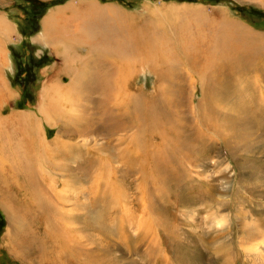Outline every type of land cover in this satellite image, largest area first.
I'll return each mask as SVG.
<instances>
[{"label": "rangeland", "instance_id": "374dc122", "mask_svg": "<svg viewBox=\"0 0 264 264\" xmlns=\"http://www.w3.org/2000/svg\"><path fill=\"white\" fill-rule=\"evenodd\" d=\"M50 16L62 38L57 45L44 26ZM124 22L152 39L155 71L143 65L145 47H118L111 39ZM223 49L234 59L205 55L223 56ZM263 60L264 0H0V131L11 141L2 150L9 164L0 169V264H264V106L253 93L264 89ZM242 63L243 70L236 66ZM96 65L94 77L129 76L128 91L144 93L147 107L137 112L143 145L127 163L117 146H106V132L76 131L75 112L60 113L55 125L44 115L45 104L69 109L55 83L90 78ZM210 111L218 115L213 123ZM63 129L70 137L54 144L53 172L36 142H53ZM16 150L31 155L39 191L41 180L61 192L48 194L50 213L34 208L29 179L10 172L23 160ZM48 217L64 226L58 242L72 246L63 257ZM81 242L85 252L78 255Z\"/></svg>", "mask_w": 264, "mask_h": 264}, {"label": "bare ground", "instance_id": "6f19581e", "mask_svg": "<svg viewBox=\"0 0 264 264\" xmlns=\"http://www.w3.org/2000/svg\"><path fill=\"white\" fill-rule=\"evenodd\" d=\"M176 10H178V8H175ZM184 11V10H183ZM59 12V11H58ZM184 13V12H183ZM186 13V12H185ZM54 14V13H53ZM52 14V15H53ZM51 15V16H52ZM51 16L48 18V22H44V26H45V29L47 31H49L50 33L51 32H55L54 35H51L50 36V40L52 41V43H56V45L62 41V38L60 36H58L56 34V27L57 25L54 24V22L52 23L50 20H51ZM195 16H199L198 14H195ZM201 16V15H200ZM199 16V17H200ZM55 17V15H54ZM117 17V16H116ZM118 20H119V17H117ZM47 20V19H46ZM127 20V19H126ZM167 20V19H166ZM57 21V20H56ZM124 21V19H123ZM116 22V21H115ZM114 22V24H115ZM6 23V22H5ZM119 23V21H118ZM121 23V22H120ZM58 24V23H57ZM192 24V23H191ZM236 24V23H235ZM125 22L124 24L122 25V33L120 34L121 36L118 37V38H111L112 40H114V42H116V45L119 47V45H124V46H129L130 48H139V47H145L143 50H146V57L143 61V65H147L149 66L150 69H153L155 71V64H153V60H154V57H153V54L152 52H150V45L152 43V39L150 37H148V35H144L142 33V31H140V29H135L136 27L135 26H132L131 24V27L128 28V29H124V26H125ZM116 26V24L114 25ZM128 25H126L125 27H127ZM186 27V26H185ZM213 27V26H212ZM118 28V27H117ZM193 28V27H192ZM58 29V28H57ZM186 29V28H185ZM218 29V28H217ZM120 30V31H121ZM138 30L140 32H138ZM193 29H190V31L192 32ZM197 30V29H196ZM244 31V29H243ZM248 31V30H247ZM199 32V31H198ZM49 34V33H48ZM111 35V34H110ZM114 35V34H113ZM257 35V33H256ZM190 36V35H189ZM155 37V36H154ZM150 38V39H149ZM153 38V37H152ZM156 38V37H155ZM110 39V40H111ZM154 40V39H153ZM156 40V39H155ZM160 41V39H159ZM203 41V40H202ZM201 41V42H202ZM89 43V40L87 41ZM92 42V40H91ZM111 43V46L112 47H116L115 43ZM156 42V41H155ZM162 42V41H161ZM204 42V41H203ZM94 43V42H93ZM109 43V42H108ZM199 43V41L197 42ZM90 44V43H89ZM96 44V43H95ZM153 44H155L153 42ZM158 44V42H157ZM160 44V43H159ZM192 44V43H191ZM194 44V43H193ZM203 44V43H202ZM93 45V44H92ZM98 46H100L99 44H97ZM237 45V44H236ZM158 46V45H157ZM200 46V45H199ZM204 46V45H203ZM209 46V45H208ZM121 47V46H120ZM128 48V47H127ZM254 48V47H253ZM140 50L142 51V49L140 48ZM153 50V49H152ZM193 50V49H192ZM211 50V49H210ZM224 52H226L227 50L223 49ZM238 50V48L236 49ZM247 50V49H246ZM134 51V50H133ZM155 51V50H153ZM130 53L132 51H129ZM145 52V51H144ZM189 52V51H188ZM258 52V51H257ZM261 52V51H260ZM259 52V53H260ZM156 53V52H155ZM167 53V52H166ZM168 55V54H167ZM196 55V54H195ZM200 55V54H198ZM197 55V56H198ZM205 55L206 57H218V58H233L234 59V56L232 55V52H226V53H223V56H221L220 54H218V56H214L213 55H210V53H208L207 51H205ZM204 55V56H205ZM192 56V55H191ZM202 58V56H199L198 58ZM237 57V56H236ZM167 58V57H166ZM205 58V57H204ZM202 58V59H204ZM165 59V58H164ZM188 59V58H187ZM195 59V58H194ZM246 60V59H245ZM155 61V60H154ZM192 61H194L192 59ZM197 61V60H196ZM195 61V63H196ZM264 61V60H263ZM211 62V61H210ZM192 63V62H191ZM238 63V62H237ZM246 63V62H245ZM231 64V63H230ZM133 65V64H132ZM143 65H141L143 67ZM235 66V64H232ZM134 66V65H133ZM140 66V68H141ZM236 66L242 68L243 70V63L242 64H236ZM117 67V66H116ZM126 67V66H125ZM96 70L94 72H91L90 74V78H86V79H81V76L79 77L80 79H75V77H71L70 76V83L68 86H65L63 84V82H57L58 85L55 83V88L54 90L57 91L58 93V96L61 97V96H67L65 97V99H68L70 104H68V107L69 109L67 108V105H59V104H43L44 106H42L43 108V111H44V115L46 116V119L50 120V122L57 124L58 123V116L60 115V113H62V116L64 114H66L68 112V110H71L70 112H75V115H74V118H75V123L77 124L76 127H79L76 129V131L80 130V133L86 135V134H90L92 132H102L104 134V132H106L108 135L106 136L107 138V142H106V146L109 147V148H112L111 146H117L118 147V158L121 157L122 161L125 160L126 163H127V160L131 157V156H138L139 153L138 151H140L141 149V146L143 145L141 139H142V128L139 126V123H138V115L141 113V108L144 106L143 104H146L145 107H147V103H145L146 101L144 100L142 102V99H143V94L142 93V96L138 93V94H134L129 92L128 91V88H129V80H128V77H118V73L117 75H115L116 77L111 79L110 75L108 74L107 76H104L102 75V78L101 77H94L93 75L97 73V75H99V72H98V67L97 65L95 66ZM128 68V66H127ZM135 68V67H134ZM228 68V67H227ZM246 68V67H245ZM126 69V68H124ZM247 69V68H246ZM117 70V69H116ZM143 70V69H141ZM118 71V70H117ZM125 71V70H124ZM168 71V70H167ZM158 72V71H157ZM172 72V71H171ZM159 73V72H158ZM161 76H162V73H159ZM158 74V75H159ZM209 74V73H208ZM121 75V74H120ZM101 76V75H100ZM160 76V77H161ZM204 77V75H203ZM205 78V77H204ZM132 79V78H131ZM248 79V78H247ZM84 80V81H83ZM204 80V79H203ZM54 84V83H53ZM244 84V83H242ZM105 86L106 87V91L104 92H98V88L101 87V86ZM1 86V84H0ZM4 86L2 85L1 88H3ZM244 87V86H243ZM49 89V88H48ZM214 89V88H213ZM258 89V92L255 91L254 89V92L252 90V92L254 94H260V98H261V101H259V106H264V89H262V87H257ZM3 91L5 90V94H9L8 92V89L6 88V86L4 87V89H2ZM1 90V91H2ZM246 91L247 88L245 89ZM244 90V91H245ZM2 91V92H3ZM49 91V90H48ZM55 91V93H56ZM53 92V91H52ZM213 93V92H212ZM251 93V92H250ZM249 93V94H250ZM251 93V94H253ZM234 94V93H233ZM52 95V94H51ZM50 95V96H51ZM55 95V94H53ZM211 95V94H210ZM49 96V95H48ZM47 97V96H46ZM53 97V96H51ZM211 97V96H210ZM157 98V97H156ZM212 98V97H211ZM209 98V99H211ZM242 98V97H241ZM56 99V98H55ZM155 99V98H154ZM207 99V98H206ZM216 99V98H215ZM214 100V99H213ZM216 101V100H215ZM48 102V100H47ZM148 102V101H147ZM142 103V104H141ZM153 103V102H152ZM233 103V102H232ZM54 104V105H53ZM242 104V103H241ZM140 105H143L141 108L139 107ZM207 105V103H206ZM209 105V104H208ZM211 106V105H210ZM240 106V105H239ZM243 106V105H242ZM140 108V109H139ZM212 108V107H210ZM246 108V107H245ZM244 108V109H245ZM152 109H154L152 107ZM239 109V108H238ZM214 110H215V107H214ZM213 111V110H212ZM217 111V110H216ZM236 111V110H235ZM234 111V112H235ZM258 111V108L257 110H255V112ZM137 112H139V114H137ZM128 115V119L126 118ZM256 117H258L259 113L256 112L255 113ZM205 116L209 117L207 118V121L208 123H213L212 121V117L215 118V116H218L217 115V112H209V114L207 113ZM264 116V115H263ZM220 119V118H219ZM10 121V120H9ZM222 121V120H221ZM240 121V120H239ZM8 122V121H7ZM49 122V121H48ZM203 122V121H202ZM237 122V121H236ZM65 123V122H64ZM224 123V122H223ZM239 123V122H238ZM0 124H3V128H5L4 126V121L0 119ZM13 124V123H12ZM6 125V123H5ZM8 125V124H7ZM11 125V124H10ZM9 125V126H10ZM147 125V124H146ZM220 121L219 123L217 124V127L220 126ZM224 124L221 125V127L223 126ZM65 127L67 126V123L64 125ZM216 127V126H215ZM219 130H220V127H218ZM217 128V130H218ZM2 129V128H1ZM35 129V128H34ZM203 129V128H202ZM6 130V129H5ZM5 130H2L0 131V143H2V145L7 141H9L8 143L10 144L11 141L10 139L7 140L9 137L7 136V131ZM17 130V129H16ZM64 130L63 129V132L60 131V135L56 138L55 141L53 142H50V141H47L44 137L40 138L37 140L36 142V145L37 147L39 148H36L37 150L40 149L39 151H43L45 152L47 158L46 159H49V161H51V163H53V172H55V168H57V166H55V164L57 163V161L54 160V155L57 152H55L54 150V144H58V143H62V145L64 144V138H66V136H68L67 133H64ZM66 131V130H65ZM126 132L125 133H119V132ZM68 132V131H66ZM79 132V131H78ZM10 134V133H9ZM112 134L114 136H116V139L117 140V144H113V141L111 140V136ZM13 135V134H12ZM11 136V134H10ZM89 136V135H88ZM29 137V136H28ZM27 137V138H28ZM31 137V136H30ZM70 136H68L69 138ZM198 137V136H197ZM35 138V137H34ZM68 140H65V142H67ZM6 142V143H7ZM88 142V141H87ZM25 143V142H24ZM29 143V142H28ZM27 143V145H28ZM70 144V142L68 143ZM67 144V145H68ZM0 146V169H7L6 166H4L5 163L9 164V161L8 158L5 157V153L2 152L3 149H5V144L3 146ZM16 145V144H15ZM34 145V144H33ZM65 145V144H64ZM63 145V146H64ZM75 145V144H74ZM74 145H72L74 147ZM87 145V144H86ZM93 145V144H92ZM152 146V145H151ZM60 147V146H59ZM95 147V145H94ZM114 147V148H115ZM17 148V147H16ZM15 148V149H16ZM30 148V147H29ZM144 148V147H143ZM88 149H90L88 147ZM87 149V150H88ZM33 150V149H32ZM35 150V151H37ZM15 151V150H14ZM38 151V152H39ZM150 151L151 149H148L146 154L147 156L150 155ZM19 150L15 152V156H18V158H22L23 160L18 164V160L16 161H12V165H17V168H11L10 172H20V176L22 178H24L25 180L29 179L27 182L29 185H27V190H29V195L30 194H33L34 196V199H32V202L33 204L37 205V207L33 206L35 209L37 208H42L44 210V212L47 214V213H50V212H47L48 210H52L51 209V206L53 207V201H52V197H48L49 195H54L56 198L59 197V195L61 194V192L59 193L58 191H56V189L52 186H48V184H43L42 185V182L40 180V184H41V188H43V191L46 189L45 187H47V189L45 190V193L43 194V191H39L41 190L39 187V185L37 184V181L34 180V177L37 175L34 172H32V167L30 170L29 169V160H31V155H29V158L23 153V151L19 154ZM55 152V153H54ZM97 152V151H96ZM30 153V152H29ZM73 153V152H72ZM76 153V152H75ZM24 154L25 156L23 157ZM116 154V153H115ZM165 156L168 155V152H165L164 153ZM37 155V154H36ZM100 155V154H99ZM104 155V154H103ZM33 157V156H32ZM114 157V156H113ZM36 158V157H34ZM29 159V160H28ZM106 160V159H105ZM120 160V159H119ZM7 161V162H6ZM96 161V160H95ZM99 161V160H98ZM109 161V160H108ZM111 161V159H110ZM124 161V162H125ZM16 162V163H15ZM28 162V163H27ZM90 162V161H89ZM91 162H94V161H91ZM48 163V162H46ZM102 163V161H101ZM107 163V161L105 162ZM58 164V163H57ZM93 164V163H92ZM99 164V163H98ZM109 164V163H107ZM48 167H49V164H47ZM59 165V164H58ZM94 165V164H93ZM45 166V165H44ZM88 166H92L91 164L88 165ZM98 166V165H96ZM229 166V165H228ZM42 167V166H41ZM62 167V166H61ZM65 166H63L62 168H64ZM94 168V166H92ZM50 168V167H49ZM101 168V167H100ZM184 168V167H183ZM10 169V168H8ZM43 169V168H42ZM41 169V170H42ZM79 169V168H78ZM81 169V168H80ZM83 169V168H82ZM81 169V170H82ZM90 169V168H89ZM104 170L107 169V165L104 164V167H103ZM114 169V168H112ZM60 170H63V169H60ZM183 170V169H182ZM30 171L33 173V180H32V177H31V174H30ZM51 171V170H50ZM85 171L88 172V168L85 167ZM93 171V170H91ZM90 171V172H91ZM99 171V169L97 170ZM102 171V169H101ZM127 170H124V169H121V178H118L116 177L115 179V183L117 184L116 185V188H117V191L118 193H115V194H119L118 195V198L121 199V196L122 194H125L124 193V182H125V172ZM45 172V171H44ZM43 172V173H44ZM52 172V171H51ZM116 172V171H115ZM12 173V174H13ZM50 173V172H49ZM49 173H46L45 174H49ZM85 173V172H84ZM97 173V172H96ZM112 174V172H110ZM188 173V172H187ZM43 174V176L45 175ZM52 174V173H51ZM94 174V173H93ZM93 174H90V175H93ZM114 174V173H113ZM14 175V174H13ZM25 175V176H24ZM86 175V174H85ZM100 175V174H99ZM38 176V175H37ZM88 176V174H87ZM104 176V175H103ZM14 177H17L16 175H14ZM94 178V177H93ZM113 178V177H111ZM100 179V178H99ZM99 179H97V181H99ZM225 179V178H224ZM55 180V179H54ZM103 180V179H102ZM107 180V179H106ZM138 181V180H137ZM90 182V181H89ZM110 183V182H109ZM71 184V183H70ZM92 185V184H91ZM115 188V187H114ZM121 188V189H120ZM25 189V188H24ZM91 189V188H90ZM32 190V192H31ZM108 190V189H107ZM93 191V190H92ZM31 192V193H30ZM51 193V194H50ZM92 193V192H91ZM49 194V195H48ZM95 194V193H94ZM93 194V195H94ZM115 196V195H114ZM84 203V202H83ZM98 203V202H97ZM85 204H83V207H84ZM123 205V204H122ZM74 208V207H73ZM124 208V207H122ZM76 210V209H75ZM62 213V212H61ZM125 213V212H124ZM15 214V213H14ZM76 214V213H75ZM49 215V214H48ZM78 215V214H77ZM134 217V216H133ZM77 218V217H76ZM84 218V217H83ZM149 218V216H148ZM51 221L52 218H49ZM21 223V222H20ZM53 223L55 225H53L52 228V232H50V236L52 238L53 241L57 240V242L59 241V239H57V234L59 232H61V229L64 227V226H61L60 224H56L54 221ZM120 223V222H119ZM121 224V223H120ZM148 224V223H147ZM146 224V234H150L153 236V238H156V235L154 236L155 232H153L152 228H150L148 225ZM71 225V223H70ZM143 225V224H142ZM73 226V224H72ZM124 226V225H123ZM151 226V225H150ZM70 227V226H69ZM74 229V228H73ZM66 231V230H65ZM76 231V230H75ZM63 232V231H62ZM74 232V231H73ZM145 233V232H144ZM66 234V233H65ZM75 234V233H73ZM64 236H67L64 235ZM70 235H68L67 237H69ZM150 237V236H148ZM65 238V237H64ZM69 239V238H68ZM73 239V238H71ZM152 239V238H151ZM62 240V239H61ZM78 240V239H77ZM80 240V239H79ZM81 241V240H80ZM156 241V240H155ZM54 243L56 246H57V253L59 254L58 256L59 257H63V255H61L60 253H64L66 252L68 249H72L71 247L72 246H69L67 243H62V242H58V244ZM64 242V241H63ZM72 242V241H71ZM75 243V242H74ZM157 243V242H156ZM82 242L80 243V245H78V247L74 248V252H76V254H83L85 252V248H82ZM72 245V244H71ZM54 246V245H53ZM55 246V247H56ZM54 250V249H53ZM56 253V252H55ZM99 259V258H98ZM110 260V259H109ZM90 262V261H89Z\"/></svg>", "mask_w": 264, "mask_h": 264}]
</instances>
